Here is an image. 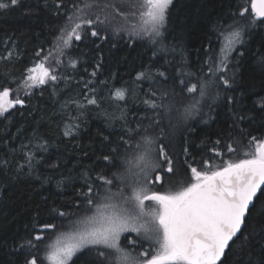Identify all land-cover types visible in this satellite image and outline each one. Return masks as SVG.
Wrapping results in <instances>:
<instances>
[{"label":"trees","instance_id":"1","mask_svg":"<svg viewBox=\"0 0 264 264\" xmlns=\"http://www.w3.org/2000/svg\"><path fill=\"white\" fill-rule=\"evenodd\" d=\"M0 2L8 4L9 0ZM60 2L19 0L16 6L0 9V91L8 89L9 100L18 97L24 101L23 106L17 104L0 116V264H24L29 255L40 261L55 234L70 229L91 210L81 195L86 181L100 188L102 195L96 177L103 174L112 179L113 173H123L136 144L143 145L140 137L146 127L148 135L160 137L157 143L165 145L175 170L164 174L163 183L154 182L153 190H167L166 179L182 177L187 183L190 172L185 161L194 159L200 167L202 159L211 158L213 165H222L228 159L243 158L250 147L254 150L253 136L264 140V111L258 107V102H264V23L259 19L255 27L246 29L241 48L244 56L229 65L235 85L219 88L215 102L211 99L215 90L210 87L209 96L199 104V114L185 120L184 91L176 84L184 73L193 74L192 82L204 75L201 69L207 68L209 56L217 57L222 44L220 30L233 23L246 24L254 15L251 0H173L161 42L156 44L148 36H130L132 25L139 22V16L132 13L140 12L141 0H96L97 6L86 11L92 18L107 17L103 25L93 27L108 39H73L62 55L57 48L60 29L68 24L73 4L83 7L84 0H62L57 8ZM243 8L248 12L240 16ZM87 32L84 26L82 36ZM42 59L46 67H54L64 76L54 88H33L27 80L29 70ZM69 60L76 61L74 68L66 66ZM141 72L145 77L137 79ZM158 84L174 89L177 99L162 97ZM117 89L125 91L124 100L115 98ZM152 92L157 95L153 97ZM228 95L233 97L230 105L225 101ZM86 97H95L97 104H88ZM150 99L171 110L152 109L145 103ZM241 116L244 118L239 119ZM157 120L159 123H154ZM137 125L140 131H135ZM227 144H232L235 152L227 153ZM213 147L225 153L222 159L210 151ZM156 154L159 156L158 151ZM28 155L35 157L31 167ZM105 155L112 157L111 164L103 160ZM119 183L113 179L112 190L117 191ZM54 209L69 215L58 217ZM37 215L41 222L56 223L57 229L45 231L44 240L36 242L37 249L20 248L32 233ZM259 250L258 244L252 245L253 255ZM247 258L237 247L229 262L241 264ZM89 259L84 257L80 264ZM102 264H112V257L104 258Z\"/></svg>","mask_w":264,"mask_h":264},{"label":"snow or ice","instance_id":"2","mask_svg":"<svg viewBox=\"0 0 264 264\" xmlns=\"http://www.w3.org/2000/svg\"><path fill=\"white\" fill-rule=\"evenodd\" d=\"M18 3L19 0H9L8 4L0 2V9ZM172 3L173 0H142L143 10L132 13L139 16V22L132 25L130 36H148L153 44L160 43ZM61 6L62 0L56 7ZM94 6H97L96 0H84L83 7L79 3L73 4L72 15L67 17L68 24L60 29L57 38L59 54L71 47L73 39L96 38L101 42L108 39L93 27L103 25L107 17L101 19L96 15L92 18L86 11ZM251 10L254 15L246 24L233 23L227 29L220 30L223 40L219 52L217 57H208L207 68L201 69L202 77H197L196 82L188 79L186 83L185 78L193 74L184 73L176 81L182 91L198 96L195 103L184 109L185 120L199 114V104L209 96L210 87L215 90L211 95L215 102L219 97V88L231 89L235 85V73L229 75V65L237 57L244 56L241 48L245 44L246 29L255 27L257 19L264 23V0H251ZM247 12L248 8H243L239 14L243 16ZM84 26L88 27L86 37L82 36ZM96 47L99 48L98 43ZM165 50L162 46L161 51ZM55 63L59 65L61 61ZM261 63L264 64V58ZM66 66L74 68L76 61L69 60ZM100 66L99 63L96 65L97 68ZM91 75L94 77L96 72ZM158 75L168 78L164 72ZM204 76L208 78L204 79ZM144 77V72L137 74V79ZM62 79L64 76L56 68L46 67L43 59L29 70L27 77L33 88L44 85L54 88ZM9 95L8 89L0 91V116L17 104L24 105V101L18 97L8 100ZM156 95L152 92L153 97ZM166 95L163 93L162 97ZM115 98L124 100L125 91L117 89ZM86 100L88 104H97L95 97H86ZM225 101L230 105L233 97L228 95ZM145 103L152 109L171 110L156 100H146ZM258 107L264 111V102H258ZM140 130V125H137L135 131ZM128 131L131 133L134 130ZM143 132L145 134L140 138L144 150L134 160L125 161L123 173H113L112 179L103 174L96 177L101 183L103 195H100V188H94L91 182L86 181V191L81 195L86 198L84 203L93 209L92 214L75 221L70 231L56 233L55 239L47 243V251L40 261L36 255H29L25 257L24 264H44V261L48 264H80L84 257H91L84 264H102L109 255L112 264H230L229 256L237 247L248 257L241 264H264V222H261L264 220V140L257 141L253 136L252 141H256L254 150L250 147L243 152V158L228 159L222 165H213L211 158L202 159L200 167L196 166L194 159L192 163L185 161L190 172L187 183L181 177L175 188L153 190L150 186L154 182L163 183L164 174H174L175 170L165 145L157 143L160 137L148 135L147 127ZM69 134L67 130L64 132L65 136ZM220 143V140L215 141L216 145ZM225 147L227 153L235 152L232 144ZM136 148H141V145L136 144ZM157 151L159 158L150 155ZM184 151L187 153L188 149ZM210 151L221 159L225 154L216 147ZM27 159L31 167L35 157L28 155ZM103 160L112 163L109 155H105ZM113 179L120 182L116 192L111 188ZM146 201L154 202L157 207L145 212ZM54 212L58 217L69 215L60 209H54ZM32 229L24 243L19 245L20 248L37 249L39 245L36 242L44 240L45 231L56 230L57 224L41 222L37 215L33 218ZM129 232L136 233L140 239L126 238V245L142 246L143 241L147 240L156 246L154 251L150 253L148 249H142L133 255L122 247L121 236ZM253 244L259 245L258 255L252 254Z\"/></svg>","mask_w":264,"mask_h":264},{"label":"rangeland","instance_id":"3","mask_svg":"<svg viewBox=\"0 0 264 264\" xmlns=\"http://www.w3.org/2000/svg\"><path fill=\"white\" fill-rule=\"evenodd\" d=\"M141 3H142V0H141ZM142 10H143V9L141 8L140 11H142ZM187 79H188V78H187ZM189 79H191V78L189 77ZM191 81H192V79H191ZM164 86H166V85H164ZM156 89H158V92H159L160 95H162L163 93H167V95H169V96H173L174 100H176L177 97H178V93H177L174 89H166V88L160 87L159 84L157 85ZM164 89H165V90H164ZM161 91H162V92H161ZM185 93H186V94H185ZM181 98H182V100H183V102H184V104H183V105H184L183 108L189 106L190 104L195 103V93H192L191 95H188L187 92L184 91V93H183V95H182ZM7 99L9 100V97H8ZM175 107H176V106H174V108H175ZM183 108H182V109H183ZM175 110L178 112V111L180 110V107H179V108H176ZM140 145H141V148H139V149L137 148V150L135 151V153L129 157L130 160H134L135 156H136L139 152H141V151L144 150V145H142V144H140ZM150 155H152V156L155 157V158H159V156H158V154H156V152H154V153H150ZM126 160H127V159H126ZM125 166H126V165H125ZM165 181H166V184H167V189H168L169 187H173V188H175L176 183H177V180L166 179ZM150 187L153 189L152 185H151ZM112 191H113V192H116L115 190H112ZM125 191L127 192L128 190L125 189ZM102 195H103V194H102ZM156 207H157V206L155 205L154 202H152V201H146V202H145V205H144V211H145V212H148V211H150L151 209L156 208ZM92 211H93V209H91L89 212H87V214H85V216H87V215H91V214H92ZM85 216H84V217H85ZM82 218H83V217H81L80 219H82ZM143 219H148V217H144ZM71 228H72V227H71ZM71 228L68 229V230H66L65 232L70 231ZM126 238L140 239V237H138V236L136 235V233H131V232H129V233H124V234L121 236V246H122V247H126V249H127L128 251L132 252L133 255H136V254H137L139 251H141L142 249H148L149 251H154V249H155V247H156V246L154 245L153 242H151V241H147V240H144V241H143L142 246H141V245H136V246L128 245L129 247H127V246H124V245H126V244H123V243H122L123 240L126 241ZM150 245H152L153 247H152V246L150 247Z\"/></svg>","mask_w":264,"mask_h":264}]
</instances>
